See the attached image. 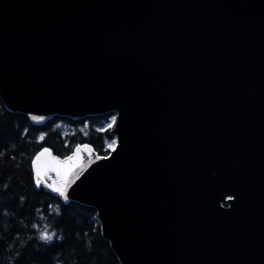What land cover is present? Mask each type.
<instances>
[{
    "label": "water",
    "instance_id": "95a60500",
    "mask_svg": "<svg viewBox=\"0 0 264 264\" xmlns=\"http://www.w3.org/2000/svg\"><path fill=\"white\" fill-rule=\"evenodd\" d=\"M0 97L33 124L114 114L107 155L32 169L120 264H264V0H0Z\"/></svg>",
    "mask_w": 264,
    "mask_h": 264
},
{
    "label": "trees",
    "instance_id": "16d2710c",
    "mask_svg": "<svg viewBox=\"0 0 264 264\" xmlns=\"http://www.w3.org/2000/svg\"><path fill=\"white\" fill-rule=\"evenodd\" d=\"M111 113L33 124L0 97V264H120L94 207L37 187L32 160L43 147L64 157L82 143L107 155ZM51 240L39 239L41 232Z\"/></svg>",
    "mask_w": 264,
    "mask_h": 264
},
{
    "label": "snow or ice",
    "instance_id": "6c2138e0",
    "mask_svg": "<svg viewBox=\"0 0 264 264\" xmlns=\"http://www.w3.org/2000/svg\"><path fill=\"white\" fill-rule=\"evenodd\" d=\"M113 144H115V141L112 142ZM77 151H79V149H77ZM48 152V149H44V152H42L40 155H44V153H47ZM37 159H39V157H37ZM68 175H71V173H69ZM36 184H37V187H39L41 185V182H42V174L40 172L39 169L36 170ZM54 191H57L59 192L60 195H64V192L62 189H54ZM53 237L51 234H48L47 231H44V232H41L40 234V239L42 240H51Z\"/></svg>",
    "mask_w": 264,
    "mask_h": 264
},
{
    "label": "rangeland",
    "instance_id": "374dc122",
    "mask_svg": "<svg viewBox=\"0 0 264 264\" xmlns=\"http://www.w3.org/2000/svg\"><path fill=\"white\" fill-rule=\"evenodd\" d=\"M111 114H112V115L109 116V120H108V122H107V126H108V127H109V124L111 123V121H112V119H113V113H111ZM113 141H115V139H113V138H112L110 141H108V143H111V147H113V145H114V144L112 143Z\"/></svg>",
    "mask_w": 264,
    "mask_h": 264
},
{
    "label": "clouds",
    "instance_id": "9594fccd",
    "mask_svg": "<svg viewBox=\"0 0 264 264\" xmlns=\"http://www.w3.org/2000/svg\"><path fill=\"white\" fill-rule=\"evenodd\" d=\"M39 239H40V237H39ZM42 240V239H41Z\"/></svg>",
    "mask_w": 264,
    "mask_h": 264
}]
</instances>
